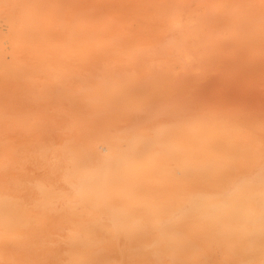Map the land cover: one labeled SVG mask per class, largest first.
I'll use <instances>...</instances> for the list:
<instances>
[{"label":"bare ground","instance_id":"1","mask_svg":"<svg viewBox=\"0 0 264 264\" xmlns=\"http://www.w3.org/2000/svg\"><path fill=\"white\" fill-rule=\"evenodd\" d=\"M0 264H264V0H0Z\"/></svg>","mask_w":264,"mask_h":264}]
</instances>
